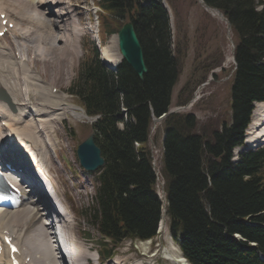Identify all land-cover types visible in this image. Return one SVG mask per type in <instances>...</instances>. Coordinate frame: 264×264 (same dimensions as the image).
<instances>
[{"label":"trees","instance_id":"obj_1","mask_svg":"<svg viewBox=\"0 0 264 264\" xmlns=\"http://www.w3.org/2000/svg\"><path fill=\"white\" fill-rule=\"evenodd\" d=\"M165 1L177 23L173 0ZM203 1L223 13L235 36L230 114L199 128L193 114L170 113L163 119L160 171L169 230L189 264H264L259 257L264 255V147L230 161L231 150L243 145L252 102L264 101V1ZM96 4L100 39L130 20L147 67L143 79L124 60L113 71L91 45L68 88L86 114L99 116L91 127L105 162L96 177L93 205L84 214L103 236L96 245L107 259L126 239L156 235L161 202L154 189L149 128L153 117L168 112L182 54L177 47L172 54L161 0Z\"/></svg>","mask_w":264,"mask_h":264},{"label":"rangeland","instance_id":"obj_2","mask_svg":"<svg viewBox=\"0 0 264 264\" xmlns=\"http://www.w3.org/2000/svg\"><path fill=\"white\" fill-rule=\"evenodd\" d=\"M66 1H69L72 5L69 8L71 11L67 9L68 12H73L70 14V16L67 15V17H64L66 19V22L74 25L75 27L73 35L74 38L72 39V37L70 36L62 39L57 35L58 32L56 31L54 33L49 32L47 38H45L47 36L45 35L43 39H37V41L35 42L34 40H30L31 43L29 44L30 46H32L36 43L37 46L40 47L41 51H43L44 49L46 50V48L50 49L51 47H54L55 49L59 47H65L68 49V53L63 54L60 52L57 54L56 52L57 57L55 59L56 61H58L57 66H55V63H53L51 64L50 68L47 65H41V62L45 59V56L48 55H44L41 51H38L37 54L33 55L35 56V58L31 56L32 58L30 59L31 62H36L35 65L33 64L34 67L32 68L34 70L32 69L31 74L34 78L36 77L39 79V84L47 86V93H50L53 89L57 90V93L55 94L51 92V96H55L56 99H54V101H52L51 99V101L46 100V102L42 100L44 101L43 105H45V103L49 101V103H51V106L59 105L61 108L70 107L77 111L76 106L78 105L76 103V100L66 90L70 85L71 80L75 77V73L78 69L79 63L83 58H85L84 56L86 54V51L88 52V47L91 45V42H93L95 47L98 49L101 61L106 59V57L102 55L104 49L109 50L110 53L117 57L118 62L120 61L121 56L118 50L116 34L105 36L104 43L102 45L100 44L101 47L97 46L96 39L97 35H99L100 33L98 34L96 17L97 13L95 12L94 8L96 0ZM258 1L261 0H254L255 3H257ZM173 3L175 4L176 10L178 12V26L173 12L169 10L171 20L170 28L172 32L171 50L175 55L177 47L180 50L182 56L180 62V74L176 84L172 89L170 110H173L174 113L180 114L193 113L197 118V128H199L203 125V123H206L209 120L217 119L220 122V120L224 118L229 111L230 86L234 72L232 46L235 43V36L234 34H231L229 39L227 36V24L216 17V15L213 16L208 11L201 8L198 0H173ZM166 4L167 3H164V5L168 7ZM12 17L11 18L13 20L15 17L13 15ZM14 21L16 20L14 19ZM22 23L26 28L31 27L30 25H28V22L26 20H22ZM77 30H79V32H77ZM80 32L81 35H79ZM54 35L57 37L55 38ZM53 37L56 39V41L52 40ZM10 39L11 36H7V34H5L2 38H0V46H8ZM44 39L47 40L45 41ZM12 41L15 43V46L18 45L16 42L22 43V41H15L14 39ZM30 52L32 51H29L28 57L31 54ZM39 53L41 54V57H44L41 58L40 55H38ZM38 58L41 61H37ZM197 66L198 69H196ZM59 67H61L60 73L57 72ZM51 70L53 79L50 78V76L48 77L49 74H47L50 73ZM8 72L6 73L7 75ZM31 80L32 79H30V81H24L23 78L22 83L19 84L18 87L22 90H31L30 94L33 97L39 99V89H37V86L34 85ZM24 86L25 88H23ZM36 92L38 93L36 94ZM192 99H194L195 101L191 106L187 108V104ZM52 102H54V105ZM254 108H256V106H254ZM58 113V116H56L55 113H50V117L49 115L42 116V118H46L47 125L45 123L46 126L44 128V132L38 133V135L39 137L41 136V142L43 144L44 140L46 141L45 144H48L45 148L46 151H48L49 149L50 154L49 156L51 161H49V169L52 166L56 169V172H53L54 178L52 179L53 181L57 182L58 186H60L59 181L60 183H63L66 188V196L69 197V200L73 206L75 220L72 231L74 233L72 234L74 235V240H78L77 244H80L84 249L85 254L88 255L90 259V263L96 264L95 259L97 258V255L94 249L95 244L90 240L84 239L82 235L83 232H85V234L89 233L93 238L96 237L97 232L95 228L92 227L91 224L87 221L86 217H84L85 214H83V212H81L80 216V210H83L84 208H90L93 204L92 198L94 195L95 184L94 176L86 175L88 173H85V171L81 168L75 154L77 144L82 141L87 135L89 123L84 117L75 118L71 116L70 110H60L58 111ZM53 115H55L56 118L54 120H51L50 118ZM32 117V121L38 124L39 122L36 120L37 116L32 115ZM251 118L252 116L250 117V121ZM214 120L211 122V126L213 125ZM153 123L155 124V127L153 129V134L151 135L152 140L150 141V149L153 151L155 160L153 165L157 174L160 175L159 172L162 167L161 139L164 128L161 122ZM42 126H44V124ZM248 127L247 129L249 130L250 126ZM247 136L248 135H246V137ZM9 138L10 136H8V139ZM47 138L49 142L47 141ZM19 141L28 146H34L32 142H23L22 140ZM51 145L52 147H50ZM247 148H251V146L244 142L243 147L234 149V156H236V154H238V152H240L241 150ZM63 156L67 158V163L63 161ZM52 171L53 170H50L49 173L52 174ZM159 226L160 227H158L157 235L151 240H125L121 244L118 253L115 254L112 259H123L124 264H173L165 257L166 254L162 250V246L170 245L177 249L179 248L171 238L168 229V219L164 214L161 218ZM60 229L63 231L62 228ZM65 232L66 235L68 232ZM65 237L66 238L65 240H63V242L64 244L66 243V245H69V241H72L73 237ZM88 247L89 250H87ZM108 264H110V261L108 262Z\"/></svg>","mask_w":264,"mask_h":264},{"label":"bare ground","instance_id":"obj_3","mask_svg":"<svg viewBox=\"0 0 264 264\" xmlns=\"http://www.w3.org/2000/svg\"><path fill=\"white\" fill-rule=\"evenodd\" d=\"M67 2L69 1L0 0V14H4L3 19H7V23L11 22L13 24L11 29H7V32H11L12 34L8 46H0V89H2L9 97L10 103H12L13 105L14 112H11L8 109V105L6 104L7 101L4 99H2V101L0 100V110L2 113H4L3 116L5 118L3 119L8 122V127L6 128L11 134L8 135L10 136L8 143L12 148L13 153L19 154L18 159L23 162V165H26L27 162H30L35 169V173L41 174L40 178L42 181H44L45 176V179L48 182H46V184H51L53 193L52 195L60 205H62L65 209H67L66 207H70L71 209H73L69 197L66 196V188H64V191L60 193L58 184L56 183V181H53L52 178L54 177L51 173H49L50 170H53L52 173L56 172V169L53 166L49 169V161H51L49 156L50 154L49 149L48 151H46L45 148L48 144H45L46 141L44 140V146V144L41 142V136L39 137L38 133H43L44 128L47 125L46 118H42V116L49 115L50 117V113H55V115H57L58 111L60 110H70L71 116L75 118L83 117V115L70 107H66V109L65 107L61 108L59 105L55 106L54 102H52L54 106H51V103H49V101H47V103L43 105L44 101L46 102V100L50 99L54 101L56 97H52L51 92L47 93V86L39 84V79L36 77L34 78L31 74L32 71L29 73V66H26V64H28L31 67H34V65L36 64V62L34 61L31 62L30 58L32 57H28L29 51H32L30 52L31 54H37L38 51H41L40 47L37 46L36 43V45L34 44L30 46V40H34L35 42L37 41V39H43L45 35H47L45 37L47 38L49 32L54 33L56 31L58 32L57 35L62 39L70 36L72 37V39L74 38L73 35L75 27L74 25L66 22V19L64 17H67V15L70 16V14L73 12H68L67 9H69L72 5L70 4V2ZM211 12L213 15L222 18L217 10H211ZM12 15L15 17L14 19L16 21H14V19L12 20ZM22 20H26L28 22V25H30L31 27L26 28L25 26H23ZM2 28L3 27L1 25L0 18V29ZM77 32H79V30H77ZM79 35H81V32ZM54 37L56 38L57 36L54 35ZM54 37L52 40L56 41ZM13 39L15 41H22V43L16 42L18 45L15 46V43L12 41ZM41 52L42 54H47L49 56H45V59L41 62V65H47L51 68V64L53 63H55V66H57L58 61H56L55 59L57 57V54L60 52L66 54L68 53V49L65 47H59L56 49L54 47H51L50 49L46 48V50L44 49ZM103 53L106 57L105 62L108 64V66L115 67L118 62V58L110 53L107 49H104ZM38 55H40L41 57L40 53ZM33 58H35V56H33ZM39 58L38 60H36L41 61ZM60 69L61 67L58 68L57 72L60 73ZM7 72L8 75L6 74ZM47 74H49L48 77L50 76V78L53 79L52 70ZM21 78H24V81H30V79H32L31 81L33 82V84L37 86V89H39V99L33 97L30 94L31 90L19 89L18 86L22 83ZM23 88H25V86ZM38 92H36V94ZM41 93L43 94V96ZM255 106L256 108H254L252 111V122H250L249 124L250 129H247L245 134V142L250 146H256L264 143V102L255 103ZM28 108L34 109V113ZM32 115L37 116L36 120L39 122L38 124L32 121ZM43 124L44 126H42ZM36 129L38 130V132ZM1 130L2 128L0 127V131ZM246 135L248 136L246 137ZM48 138L47 141L49 142ZM19 140H22L23 142H32L34 146H28L26 144H23ZM52 145L50 147H52ZM26 151L28 153H25ZM45 164L46 167L42 171ZM51 181L54 183V185ZM38 210H40V208H38ZM74 220L75 216L72 212L70 218L67 217L59 220L60 224H56V222H40L38 215H36V212L33 211V209L30 208L29 204H27L26 200H24L22 205L18 209L14 211H3L0 213V230L11 228L12 225H17V227H22L23 229H29L34 225L33 231L30 235L31 240L28 241V245L34 243V247H36L34 255L39 254V257H37V260H39V264H90L88 255L85 254L84 249L81 247V245L77 244L78 240H74V235L72 234L74 233L72 232L74 227ZM60 228H62L63 231ZM10 231L14 232L15 230L12 229ZM65 231L68 232L66 235ZM65 236L73 237V239L71 238L72 241H69V245H66V243L64 244L63 242V240H65L66 238ZM87 250H89V247L87 248ZM162 250L166 254L165 257L171 259L174 263L187 264L177 248L170 245H163ZM111 261L110 264H124L123 259H113Z\"/></svg>","mask_w":264,"mask_h":264},{"label":"water","instance_id":"obj_4","mask_svg":"<svg viewBox=\"0 0 264 264\" xmlns=\"http://www.w3.org/2000/svg\"><path fill=\"white\" fill-rule=\"evenodd\" d=\"M202 6L209 8L200 1ZM117 43L122 59L132 68L139 79L147 73L142 48L130 21L122 24L117 32ZM94 132L90 131L85 139L78 145L76 153L80 164L88 171H94L102 166L104 159L100 149L93 140Z\"/></svg>","mask_w":264,"mask_h":264}]
</instances>
